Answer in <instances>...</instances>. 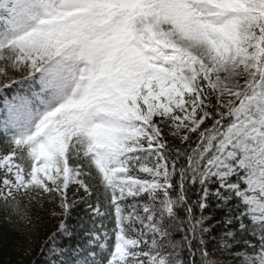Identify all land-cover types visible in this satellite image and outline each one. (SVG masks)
<instances>
[{
	"label": "snow or ice",
	"instance_id": "obj_1",
	"mask_svg": "<svg viewBox=\"0 0 264 264\" xmlns=\"http://www.w3.org/2000/svg\"><path fill=\"white\" fill-rule=\"evenodd\" d=\"M0 264H264V0H0Z\"/></svg>",
	"mask_w": 264,
	"mask_h": 264
},
{
	"label": "trees",
	"instance_id": "obj_2",
	"mask_svg": "<svg viewBox=\"0 0 264 264\" xmlns=\"http://www.w3.org/2000/svg\"><path fill=\"white\" fill-rule=\"evenodd\" d=\"M54 227H55V224L52 225V227L49 229V231L53 230ZM37 255H38V250L32 253L33 257H36ZM15 258L16 257H12V259H15ZM4 259L7 260V259H9V257L5 256Z\"/></svg>",
	"mask_w": 264,
	"mask_h": 264
}]
</instances>
